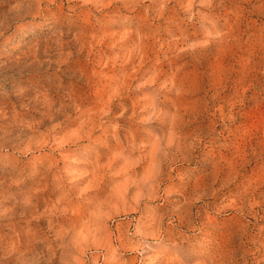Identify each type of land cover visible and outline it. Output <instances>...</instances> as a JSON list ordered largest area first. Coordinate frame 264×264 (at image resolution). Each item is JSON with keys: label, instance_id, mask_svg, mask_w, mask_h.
<instances>
[{"label": "rangeland", "instance_id": "rangeland-1", "mask_svg": "<svg viewBox=\"0 0 264 264\" xmlns=\"http://www.w3.org/2000/svg\"><path fill=\"white\" fill-rule=\"evenodd\" d=\"M0 264H264V0H0Z\"/></svg>", "mask_w": 264, "mask_h": 264}, {"label": "bare ground", "instance_id": "bare-ground-1", "mask_svg": "<svg viewBox=\"0 0 264 264\" xmlns=\"http://www.w3.org/2000/svg\"><path fill=\"white\" fill-rule=\"evenodd\" d=\"M57 206V205H56ZM55 207V206H54ZM62 210V209H61ZM52 213V212H51ZM59 217V216H58Z\"/></svg>", "mask_w": 264, "mask_h": 264}]
</instances>
